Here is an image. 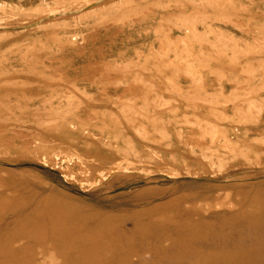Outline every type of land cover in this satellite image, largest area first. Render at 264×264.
Returning <instances> with one entry per match:
<instances>
[{
  "label": "rangeland",
  "instance_id": "rangeland-1",
  "mask_svg": "<svg viewBox=\"0 0 264 264\" xmlns=\"http://www.w3.org/2000/svg\"><path fill=\"white\" fill-rule=\"evenodd\" d=\"M157 2L0 0V264H42L46 254L55 264H215L241 254L250 239L264 241V217L258 226L242 221L244 215L264 214V144L255 161L237 164L231 152L217 150L218 144L228 148L222 132L211 130L210 138L200 131L185 133L183 142L163 144L136 130L128 141L143 150L126 155L93 132L85 148H69L65 139L46 135L17 115L44 107V115L57 110L64 116L75 106L88 116L120 103L138 112L153 103L156 116L173 109L209 118L211 126L207 113L225 112L234 99L251 100L247 81L226 82L218 100L205 82L193 83L204 86L197 93L181 88L184 82L176 88L155 79L140 84L119 79L104 67L110 49L131 39L129 28L140 31L141 20L133 13L128 24L114 15L132 6L153 12ZM225 16L251 36L252 23L264 22V10L245 6L229 7ZM55 30L69 31L72 44L57 41L50 50L45 44L43 52L25 47L29 37ZM13 39L18 46L12 48L15 60H9L2 44ZM85 57L87 64H81ZM258 69L264 74V63ZM233 84L244 85V94L231 89ZM20 130L24 146L4 145L11 141L8 133ZM33 138L42 141L29 148ZM49 148L57 151L48 154Z\"/></svg>",
  "mask_w": 264,
  "mask_h": 264
},
{
  "label": "bare ground",
  "instance_id": "bare-ground-1",
  "mask_svg": "<svg viewBox=\"0 0 264 264\" xmlns=\"http://www.w3.org/2000/svg\"><path fill=\"white\" fill-rule=\"evenodd\" d=\"M239 6L264 10V0H158L153 9L155 12H151L150 7L132 6L121 9L114 15L125 20L127 24L134 15L136 20H141L138 28L140 31L133 32L129 28L131 39H125L123 43L113 46L110 49V56L104 61V67L110 68L119 79L137 84L155 79L166 85H177L176 88H180L177 83L184 82L187 85L184 84L181 88H192L197 93L202 92L204 86L193 83L205 82L207 83L205 87L213 90L218 100L223 99L220 93L225 92V88L228 87L226 82L250 83L246 88L253 92L251 100L242 103L241 100L234 99L232 100L235 101L234 104L227 108L226 113L223 112L224 108H220L222 112L207 113L212 116L214 124L211 126L209 118L202 121L186 117L184 111L172 109L165 115L156 116L155 113L159 111H156L153 103L144 105V109L138 112L130 110L127 104L120 103L114 109L112 107L95 111L88 116L75 106L64 116H60L57 110L47 112L46 116L42 112L45 110L44 107H38L39 111L23 110L17 115L26 125L38 126V130L46 135L65 139L69 148H85L95 133L126 155H140L143 150L137 143L128 141V134L132 131L145 133L143 138L149 142L163 144L183 142L181 136L185 133L198 134L200 131L210 138L211 130L218 131L223 133L228 148L218 144L217 150L231 152L232 159L237 164H240L239 161L243 164L251 163L256 160L264 144V84H260L264 83V74L258 69V66L264 63V22L252 23L256 29L253 36L242 31L225 16V11L229 7ZM183 9L185 13H182ZM131 14L132 16L126 20ZM147 16L150 17L146 18ZM146 32H150L151 35L146 37ZM35 36L29 37L30 40L25 47L41 51L43 45L51 44L47 47L50 50L58 47L57 41L70 45L73 39L67 30L60 33L55 30ZM256 36L260 39L256 40ZM16 40L18 39L2 44V49L9 60H15L12 48L18 46ZM259 53L263 56H259ZM67 58L74 62L78 61L71 55H67ZM86 59L88 58L79 61L81 64H87ZM189 83L192 85L189 86ZM230 87L239 91V94H244V85L233 84ZM142 96L151 97V92L142 90ZM49 97L59 98L55 95ZM229 121L235 122L236 126H230ZM86 126L88 129H85ZM224 126L227 129H220ZM252 128L256 130L255 133L250 132ZM21 132L17 131V135L8 133L6 138L11 141L10 143L5 141L4 145L7 143L13 149L24 146V135ZM1 136L3 134H0ZM36 139L33 138L28 143L29 148L34 147L33 141H42ZM239 142L240 147L235 144ZM2 143L3 141L0 145ZM49 149L46 151L48 154L57 151L56 148ZM95 151L96 148L91 150L93 153ZM204 153L210 156L209 151ZM170 159L178 161L177 158ZM1 167L0 165V171ZM263 217V213L248 218L244 215L242 221L245 226H258ZM28 235L37 236L30 232ZM241 246L243 247L241 254L230 256L215 264H264V255L261 253L264 251V241L250 239ZM93 252L96 251L84 253ZM46 256L47 259L42 264H55L49 255Z\"/></svg>",
  "mask_w": 264,
  "mask_h": 264
}]
</instances>
